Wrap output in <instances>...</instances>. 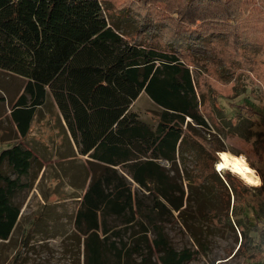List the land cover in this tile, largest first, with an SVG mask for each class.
<instances>
[{"label":"trees","instance_id":"16d2710c","mask_svg":"<svg viewBox=\"0 0 264 264\" xmlns=\"http://www.w3.org/2000/svg\"><path fill=\"white\" fill-rule=\"evenodd\" d=\"M141 1L158 3L168 13L171 21L164 25L177 40L168 48L142 40L149 29L161 27L157 22L147 24L149 13L133 39L109 15L104 0H0V69L28 79L26 94L16 104L28 103L27 94L31 95L28 117L44 103L49 86L66 117L103 116L117 119V125L133 124L127 146L112 150L116 149L118 160L127 154L130 160L120 167L138 186L133 190L120 169L91 166V181L74 218L75 228L84 236L83 264H185L194 251L176 250L163 225L164 215L173 209L180 217L187 214L233 230L236 224L242 228V239L236 238L239 248L247 239L246 225L264 236L259 205L254 218L244 216L245 223L232 219L255 205L240 181L215 168L216 154L224 148L213 138L226 130L250 132L245 116L240 112L233 122L221 107L213 106L217 122L212 124L201 110L190 64L181 58L193 47L235 35L241 6L249 0ZM142 90L159 105L156 121H143L129 109ZM112 127L106 132L108 139ZM109 154L103 158L115 162ZM192 158L195 174L188 167ZM32 160L33 154L21 144L0 153V245H8L22 226V203L15 197L25 187L19 182L29 173ZM262 175L261 185L251 189L264 190ZM184 183L197 195L195 208L189 194L185 205ZM208 194L212 205L205 203ZM56 221L41 214L34 224L46 229L48 223L58 225ZM19 256L16 253L13 262Z\"/></svg>","mask_w":264,"mask_h":264},{"label":"rangeland","instance_id":"374dc122","mask_svg":"<svg viewBox=\"0 0 264 264\" xmlns=\"http://www.w3.org/2000/svg\"><path fill=\"white\" fill-rule=\"evenodd\" d=\"M104 2L108 7L109 15L113 16L121 29L131 38L134 39L137 36V28L144 27L143 23L147 22L144 16L149 17V13L152 18L147 24L157 22L156 24L161 27L154 25L159 28L149 29L142 40L163 48H168L171 43L177 41L172 37L171 28L164 25L171 19L168 13L157 5L158 3L147 4L141 0H104ZM163 21L166 22L162 23ZM237 24L239 31L235 35L226 40L213 39L212 41L210 38L212 43L207 44L210 43L211 46L193 47L192 52H186L181 58L190 64L197 91L201 94V110L212 124L217 122L211 112L213 106L221 107L233 122H236V114L241 112L245 116L243 120L250 132L246 131L245 135H241L226 130L225 134L213 140L224 148L222 151L243 155L262 180L264 173V0H249V3L246 1L241 6ZM3 80L12 86L14 84L13 78L9 79L8 74L0 71V81ZM136 108L144 110L145 102H138ZM211 131L214 133L215 129L212 128ZM200 132L203 133V131ZM206 135L208 139L212 138L209 133ZM222 151L216 154L217 171H219L218 161ZM192 160L188 167L194 170L193 174H195L196 167L193 165L195 158ZM220 171L225 176L226 173H230L232 177L240 181L243 184V191L249 193L248 196L256 206L251 205L246 208V211L244 209L242 213L233 214V220L241 218L242 223H245L244 216L246 214L252 216L258 210V205L262 208L263 213H260L264 214V190L251 189L253 186H260L262 181L259 185H254L245 182L231 169L222 168ZM184 187L185 205L189 194L191 207L195 208L197 195L195 192H190L186 183ZM24 197L26 194L22 196ZM205 197V203L212 205L213 197L209 194ZM38 200L33 195L27 201L28 203L24 204L22 226L8 245L7 243L0 245V253H3V259H5L2 263L0 254V264H83V236L75 230L72 218L63 220L67 223L66 232L63 234L51 232L50 228L42 231L39 225L34 224L41 208ZM67 201L63 208L66 212L70 211V216H73L78 207V201L75 199ZM164 219L166 221H163V225L170 244L176 250L187 248L194 251L193 257L185 264H218L219 261H222L220 264H256L255 262L262 264L264 262V236L259 235L257 230L248 225L245 227L247 239L239 248L236 238L238 237L239 241L242 239L240 235L242 228L237 227L236 224L233 230L228 225H215L206 220L191 218V215L187 214L180 217L178 211L174 209L171 213L164 215ZM231 251L233 253L229 256ZM16 253L20 256L13 262ZM227 256L229 257L225 258Z\"/></svg>","mask_w":264,"mask_h":264},{"label":"crops","instance_id":"0c3cea01","mask_svg":"<svg viewBox=\"0 0 264 264\" xmlns=\"http://www.w3.org/2000/svg\"><path fill=\"white\" fill-rule=\"evenodd\" d=\"M0 71L8 74L9 79H14L13 86L4 80L0 81V153L15 144H21L33 154L29 173L26 176L22 175L19 182V184H25V187L15 197V201L22 203L20 216L23 217L24 204L35 195L39 199L37 202L41 203L37 217L41 214L45 219L56 217L58 225H53L51 222L46 224L45 228H50L51 232L63 234L67 229V223L63 220L71 217L74 223L76 213L89 187L92 176L91 166L106 164L124 172L120 166L130 159L126 153H122L123 156L118 160V153H115L116 149L113 153L112 148L127 146L129 131L133 124L117 125V119L102 118L103 116L81 120H77L70 114L66 117V113L60 107L49 86H47L48 93L44 103L36 105L31 116L28 117L31 95L27 94L30 99L28 103L16 105L25 93L28 79L8 71L1 69ZM140 101L145 102L144 110L136 108ZM129 109L137 113L143 121H156L159 105L145 90H142L132 101ZM13 110H16L17 117L12 116ZM66 111H68L67 107ZM88 112L91 111L88 109ZM111 127L113 136H110L111 140H109L106 132ZM22 128H25V131H22ZM96 148L102 150L106 158L110 151L109 155L115 162L103 158L100 151L95 152ZM98 154L102 156L98 157ZM118 161L121 163L117 164ZM124 174L127 175L132 183V189L135 190L138 184L126 172ZM15 175L12 177L17 176ZM24 194L26 197L22 198ZM70 199L78 201V207L73 216H70V211L66 212L63 208L64 203ZM46 229L41 230L46 231ZM75 230L77 231L76 228Z\"/></svg>","mask_w":264,"mask_h":264},{"label":"bare ground","instance_id":"6f19581e","mask_svg":"<svg viewBox=\"0 0 264 264\" xmlns=\"http://www.w3.org/2000/svg\"><path fill=\"white\" fill-rule=\"evenodd\" d=\"M218 166L219 168L231 169L247 183L259 185L262 181L260 175L248 163L247 159L243 155L222 151L221 158L218 161ZM257 180L258 182H255ZM249 181H253V182H249Z\"/></svg>","mask_w":264,"mask_h":264},{"label":"built area","instance_id":"2783aa9c","mask_svg":"<svg viewBox=\"0 0 264 264\" xmlns=\"http://www.w3.org/2000/svg\"><path fill=\"white\" fill-rule=\"evenodd\" d=\"M219 172H221L220 170H222V168H218Z\"/></svg>","mask_w":264,"mask_h":264},{"label":"snow or ice","instance_id":"6c2138e0","mask_svg":"<svg viewBox=\"0 0 264 264\" xmlns=\"http://www.w3.org/2000/svg\"><path fill=\"white\" fill-rule=\"evenodd\" d=\"M249 182H253V181H249ZM255 182H258V180H257V181H255Z\"/></svg>","mask_w":264,"mask_h":264}]
</instances>
